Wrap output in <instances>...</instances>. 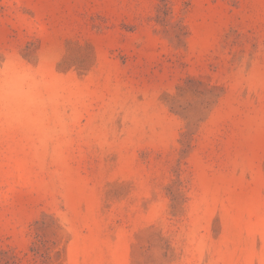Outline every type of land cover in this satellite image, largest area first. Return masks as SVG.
Here are the masks:
<instances>
[{
    "label": "rangeland",
    "instance_id": "1",
    "mask_svg": "<svg viewBox=\"0 0 264 264\" xmlns=\"http://www.w3.org/2000/svg\"><path fill=\"white\" fill-rule=\"evenodd\" d=\"M0 264H264V0H0Z\"/></svg>",
    "mask_w": 264,
    "mask_h": 264
}]
</instances>
